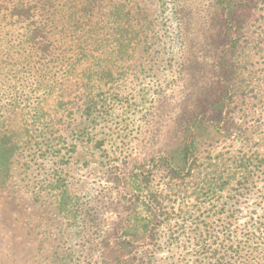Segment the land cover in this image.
Segmentation results:
<instances>
[{
    "label": "rangeland",
    "instance_id": "obj_1",
    "mask_svg": "<svg viewBox=\"0 0 264 264\" xmlns=\"http://www.w3.org/2000/svg\"><path fill=\"white\" fill-rule=\"evenodd\" d=\"M67 3L54 0L52 5L35 10L33 20L38 22H48L50 15L45 11L53 14L54 24L46 27L49 39L44 54L25 41V23L0 14V136L12 129L11 138L5 141L17 149L8 172L1 175L5 181L0 184V264H106L99 235L116 221L107 172L150 154L151 145L175 134L194 108L193 79L190 72L186 76L177 68L182 48L169 0H98L91 22L102 27L101 36L86 41L71 29ZM119 3L130 13L136 34L127 61L119 74L113 70L112 76L88 80L85 74L96 66L94 62L110 53L106 46L112 39L110 9ZM187 5L195 24L200 22L192 26L198 35L207 0H189ZM245 30L255 42L246 51L239 49L234 63L256 71L263 85L264 3L248 12ZM257 42L259 48L254 47ZM81 48L86 55L77 60ZM204 58L209 64L211 58L206 54ZM82 82L92 88L81 87ZM88 93V98L98 102L87 118L83 108ZM236 100L232 115L237 128L247 132L258 128L252 145L262 150L264 95L262 101L250 96L244 102L239 97ZM259 116L263 124L254 127L251 119ZM62 191L80 205L75 225L57 208L56 199ZM257 197L253 194L232 208L238 215L231 219L233 235L248 219V211L258 208L262 213ZM217 201L221 206L228 199L219 195ZM207 208L206 204L197 214L202 227H188L172 242L151 247L156 251L149 264H212L197 252L198 240L216 247L208 237V228L210 232L222 230L218 226L221 220L202 221ZM226 213L220 219L226 218ZM229 241L226 235L218 239L216 250L224 258L219 264H264L262 249L253 256L248 248L240 251ZM147 247L139 245L138 250Z\"/></svg>",
    "mask_w": 264,
    "mask_h": 264
},
{
    "label": "trees",
    "instance_id": "obj_2",
    "mask_svg": "<svg viewBox=\"0 0 264 264\" xmlns=\"http://www.w3.org/2000/svg\"><path fill=\"white\" fill-rule=\"evenodd\" d=\"M169 1L173 4L175 35L182 48L177 68L186 76L190 72L193 79L189 82L195 97L194 108L175 134L151 145L150 154L107 172L106 182L116 205V221L110 230L100 231L99 235L100 253L106 264H149L156 251L151 247L172 242L188 227L192 226L194 230L202 227L197 214L206 204L207 214L202 221L206 218L216 219V222L221 220L218 226L222 230L210 232V228L207 229L208 237L216 246L214 249L204 241H197L201 259H208L212 264L223 262V256L216 250L221 235H226L231 246L235 245L240 251L248 248L250 255L254 256L259 249L264 251V147L258 150L252 145V135L258 128L254 132L237 128L238 123L232 115L238 106L237 97L242 102L247 96L262 101L264 95V84L260 85L256 71H248L245 64L238 68L234 63L238 50L246 51L255 42L245 30L247 14L264 0H207L198 35L194 34V27L200 22L195 24L194 15L187 5L189 0ZM6 2L11 4H8L10 7ZM52 3L54 0H0V14L7 13L25 23V41L37 53L44 54L45 50L48 51L49 39L46 27L54 24L53 14L45 11L50 15L47 23L35 21L33 17L37 8ZM67 4H70L68 22L71 29L77 31L84 41L97 40L102 27L91 21L98 0H68ZM110 19L112 39L106 45L110 53L94 62L96 66L85 74L88 80L93 76H112L113 70L119 74L127 61L131 39L136 36L130 23V13L123 4H114L110 9ZM254 47L259 48L260 43ZM85 52L81 48L77 52V60H81ZM205 54L211 58L207 65L204 63ZM80 86L92 88L85 82ZM89 93L83 108L87 118L98 102L96 98H88ZM261 120L260 116L251 119L254 127L257 123L263 124ZM12 131L4 130L0 136V184L5 181L1 175L8 172L11 158L17 150L5 141L11 138ZM153 136L156 138L157 134L154 132ZM253 194H258L262 213L257 212L258 208L248 211V219L240 225L239 233L233 235L231 219H238V215L232 208ZM219 195L226 196L228 202L218 206ZM56 204L70 224L78 222L81 214L78 200L74 201L69 193L62 191ZM227 204L229 209H226ZM224 211L227 217L220 219ZM150 243H154L153 246ZM139 245L148 247L139 251Z\"/></svg>",
    "mask_w": 264,
    "mask_h": 264
}]
</instances>
